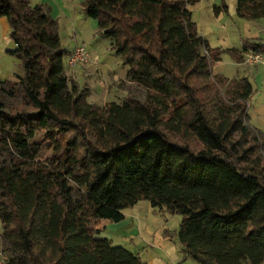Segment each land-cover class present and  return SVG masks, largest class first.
<instances>
[{
    "label": "trees",
    "instance_id": "1",
    "mask_svg": "<svg viewBox=\"0 0 264 264\" xmlns=\"http://www.w3.org/2000/svg\"><path fill=\"white\" fill-rule=\"evenodd\" d=\"M200 0H85L84 12L144 90L98 106L68 78L58 23L42 4L0 0L24 74L0 80V221L8 264H150L98 221L141 200L182 216L175 238L198 264L264 263V130L250 122L248 76L213 65ZM226 0L214 6L227 11ZM264 18V0H237ZM264 55V39L242 37ZM75 49V48H74ZM74 51V50H73ZM243 52L228 49L241 63ZM47 156L42 159V153Z\"/></svg>",
    "mask_w": 264,
    "mask_h": 264
},
{
    "label": "rangeland",
    "instance_id": "2",
    "mask_svg": "<svg viewBox=\"0 0 264 264\" xmlns=\"http://www.w3.org/2000/svg\"><path fill=\"white\" fill-rule=\"evenodd\" d=\"M211 1L213 0H201L198 5L192 6L194 10L193 19L197 22L200 32L204 31L209 33L212 29L210 21L208 20V12H203L204 8L208 6L207 3ZM31 2L32 4H42L50 12L52 17L56 19L62 44L69 51L68 56L64 59L66 74L72 83L76 84L80 89L89 92V102L98 106H105L111 101L121 103L127 97L133 95L143 98L144 90L127 78L128 66L123 64L122 58L113 50L112 40L106 36H101L98 21L85 14V0H31ZM226 2L228 10L226 12L223 11L225 14L224 20H228L226 22L229 30L228 36L233 46H240L242 48V37H245L246 33L258 32L260 35L259 38L264 39V18L252 22L255 27L254 29L246 28L243 23L246 20L239 19L236 13L230 12L229 8L232 0H226ZM51 6L54 9H51ZM199 6H202L201 13L198 12ZM10 29L7 17H0V51L4 53V57L6 58L2 60L0 56V65L4 66L0 67V80H14L18 79L17 74H24L22 61L5 53L6 47H13L14 45L9 36ZM80 45L86 46L90 54V61H77L72 63L71 56L73 50L76 46ZM14 62L18 63V66ZM235 65V61L231 55H227L221 61L214 63L213 71L214 73L227 77H232V75L251 77V70L253 69H248L244 65L237 69ZM259 67L261 68L259 71L261 82L259 81L260 86L255 84V92L249 105V114L250 122L264 130V67ZM47 153V151L42 153V159L46 158ZM172 215L174 217L171 220V223L173 222L171 226L179 228L182 216L180 214ZM118 226L113 225L108 227L105 236L109 233L118 234V228L120 231L125 229L123 226ZM131 230L133 232L135 231L132 228ZM2 231L0 221V264H8V255L3 251ZM114 241L113 245L122 246L131 250L130 244L122 242L120 238L114 237ZM193 262V264H198L195 261Z\"/></svg>",
    "mask_w": 264,
    "mask_h": 264
},
{
    "label": "crops",
    "instance_id": "3",
    "mask_svg": "<svg viewBox=\"0 0 264 264\" xmlns=\"http://www.w3.org/2000/svg\"><path fill=\"white\" fill-rule=\"evenodd\" d=\"M199 2L196 5H198ZM207 5L208 6L204 8L203 12L206 11L208 12V17H209L208 20L210 21L212 29L209 33L204 31L200 33L208 40L211 47L213 48L219 47L220 49H223L225 51L222 54V59L227 57V55H230L228 53V49L230 48H236L239 51L243 52V47L242 48H240V46L236 47L233 46L231 43V39L228 36V32H229L228 25H226V22L228 20H224L225 19L224 12L222 11L219 13H215L214 11V6H219L220 0H213L211 2H208ZM201 7L202 6H199L198 9L199 13L202 12ZM50 8L54 9V7L52 6ZM229 10L231 13H236L237 15V0H232ZM192 12L194 15L193 9ZM253 21L255 20L243 21L244 26H246V28L254 29L255 27L252 24ZM245 37L256 38V37H260V35L258 34V32L246 33ZM12 48H14V45L13 47H6L5 53L9 54L7 50ZM0 56L2 60L6 59L4 57V53L1 51H0ZM243 56H244V52H243ZM14 64L18 66V63L14 62ZM235 64H236L235 68L237 69L238 67H243V65L246 68L248 67V69H253L251 70V74H252L251 77L249 76L248 77L253 84L254 90H255V84L257 86H260L259 71L261 68L259 66L261 65L259 64L249 65L245 63V58L241 63L235 61ZM0 67H4V66L0 65ZM19 75L22 74H17L16 76ZM239 77L241 76L232 75V77H228V78L232 79ZM124 215H125L124 220L120 222H113L109 219H102L97 222L96 228L102 230V234L105 236V232H107V229L110 226L119 225L125 227V229L121 231L118 228L117 231L118 234L109 233L106 235V237L108 236L109 238H111L112 242H115L114 237H117L120 238L122 242L129 243L131 246L130 247L131 251L140 254L142 258L150 264H193L194 263L191 260V258H187V259L182 258L183 257L182 253L180 252V249L177 247L175 242V238L178 235L181 223L179 224V228L178 227L175 228L171 226V224L173 223V222L171 223V220L174 216L172 215V213H169L165 208L162 209L154 208L151 206L149 201L141 200L138 203H136L134 206L125 209ZM131 228L134 229L135 231L133 232ZM152 250L155 252H153Z\"/></svg>",
    "mask_w": 264,
    "mask_h": 264
},
{
    "label": "built area",
    "instance_id": "4",
    "mask_svg": "<svg viewBox=\"0 0 264 264\" xmlns=\"http://www.w3.org/2000/svg\"><path fill=\"white\" fill-rule=\"evenodd\" d=\"M245 55V63L249 65H261L264 67V55L261 53H256L253 51H248L244 53ZM77 61H84L89 62L90 61V54L86 49V46L80 45L76 46L73 54L71 56V62L75 63Z\"/></svg>",
    "mask_w": 264,
    "mask_h": 264
}]
</instances>
